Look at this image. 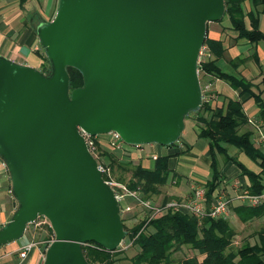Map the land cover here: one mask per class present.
I'll use <instances>...</instances> for the list:
<instances>
[{
    "label": "water",
    "instance_id": "obj_1",
    "mask_svg": "<svg viewBox=\"0 0 264 264\" xmlns=\"http://www.w3.org/2000/svg\"><path fill=\"white\" fill-rule=\"evenodd\" d=\"M224 0H58L36 29L47 76L0 57V159L16 210L0 246L42 217L53 238L41 264H87L81 246L113 252L118 205L83 134L127 145L177 142L201 105L198 52ZM82 86L69 91L65 68Z\"/></svg>",
    "mask_w": 264,
    "mask_h": 264
},
{
    "label": "trees",
    "instance_id": "obj_2",
    "mask_svg": "<svg viewBox=\"0 0 264 264\" xmlns=\"http://www.w3.org/2000/svg\"><path fill=\"white\" fill-rule=\"evenodd\" d=\"M250 1L257 14L264 16V0ZM242 2L243 0H224L222 18L224 16L227 18L230 29L236 34V39H244L251 44L259 42L263 40V35L258 30L257 21L252 14L242 12ZM245 17L248 19V28L244 22ZM222 18L217 22H220ZM202 45L206 47L209 57L198 62L196 66L198 76H210L226 83L232 90H239L238 99H228L220 107L212 106L211 100L202 101L198 109L191 113L197 129V138L207 142L210 176L203 184L205 197L209 199L221 180L218 167L219 157L223 159V163L230 162L234 165L239 174L247 179L248 193L259 194L264 189V154L254 146L248 131L239 132V129L246 123L241 108L242 101L239 98L246 95L253 99L263 119L264 104L259 95L253 93L249 82L224 74L218 69L215 63L223 54L220 40L208 39L205 35ZM40 57L43 61L42 70L48 72L47 59L44 54ZM65 70L68 76L69 91L81 87L80 73L70 67H66ZM91 139L95 146L97 164L106 168L109 176H112L113 168H120L122 164L117 163L112 151L101 147L94 137ZM174 145L176 143L165 147ZM227 147L238 150L254 162L259 171L254 173L245 168L236 158L227 153ZM168 158V155H158L150 160L148 167L138 164L130 169V177L125 183L127 189L139 194L142 200L157 195L160 187L165 186L172 175L168 168ZM106 178L107 176L102 174V179ZM232 212L239 222L244 223L252 219L264 218V205L253 208L240 205L233 207ZM120 221L122 223L121 218ZM122 228L127 239L131 241V246L137 248L136 253L129 259V264H168L171 252L182 247L191 250L193 257L176 264H264V244L262 243L259 245L245 244L238 249L231 248L234 233L225 219L204 218L198 221L181 211L167 210L148 221L145 217L131 228H126L122 223ZM49 233L50 238L46 239L44 249L53 238L50 229ZM81 252L87 264H114L117 261L116 257L122 251L107 252L98 245L89 243L81 246ZM197 256L202 258L198 261Z\"/></svg>",
    "mask_w": 264,
    "mask_h": 264
},
{
    "label": "crops",
    "instance_id": "obj_3",
    "mask_svg": "<svg viewBox=\"0 0 264 264\" xmlns=\"http://www.w3.org/2000/svg\"><path fill=\"white\" fill-rule=\"evenodd\" d=\"M57 2L58 0H0V57L38 70L42 62L40 56L43 54V50L36 36V29L53 18ZM241 6L243 13H251L252 17L256 19L257 28L262 33L263 40L251 44L244 39H236V34L230 29L229 22L223 26L220 22L207 23L205 35L208 39L220 40L222 43L223 54L215 63L218 69L224 74L249 82L253 93L258 94L264 104V16L257 14L250 0H243ZM244 22L248 28L246 17ZM202 78L205 84H209L212 106L220 107L228 99H238L239 90H232L226 83L210 76ZM239 99L242 101L241 108L246 118L244 128L242 126L239 131L242 128L243 131L240 132L248 131L251 134L250 138L254 139L252 141L254 146L264 150V119L260 117L253 99L246 95H242ZM183 145V150L166 147V152L163 155L169 156L167 162L170 173L187 184L191 185L197 182L201 183L197 186L203 187L202 185L210 176L207 142L196 137L192 144ZM127 150L131 149L123 147L117 151L123 153ZM147 151L150 153L156 151L157 155H161L159 150L152 146ZM131 152H133L130 153L131 159L140 158L138 153L133 150ZM123 154L127 155V153ZM219 173L221 183L224 185L223 193L228 199L232 200L236 194L246 188L247 179L241 176L230 162L223 163ZM16 206L10 192L6 167L0 159V229L9 222ZM229 207H231V203ZM28 232L26 227L19 240L0 246V264L42 263L41 254L36 248L25 259L18 258L20 248L31 242Z\"/></svg>",
    "mask_w": 264,
    "mask_h": 264
},
{
    "label": "rangeland",
    "instance_id": "obj_4",
    "mask_svg": "<svg viewBox=\"0 0 264 264\" xmlns=\"http://www.w3.org/2000/svg\"><path fill=\"white\" fill-rule=\"evenodd\" d=\"M227 18L224 16L222 20L220 21V24L223 26L227 23ZM42 64L43 61L41 62V65L38 67V71H42L41 74L44 76H47L50 71V66L48 65V72H45L42 70ZM227 72V71H223ZM203 75L198 76V81L200 85L205 84L204 79L202 78ZM192 112L188 113L186 117L183 119V129L181 131V134L177 140L176 145L171 146L173 149H184V145H190L193 143V141L196 139V132L197 129L195 127L194 121L192 119ZM244 128V126H243ZM242 128V129H243ZM240 131H243V130ZM239 131V132H240ZM96 142L103 148H107V143L109 136L107 134L104 135H98L97 137H94ZM251 141H254V139L251 138ZM183 143V144H182ZM124 144V143H123ZM126 145V144H124ZM129 146V145H126ZM156 148L159 150L160 154L163 155L166 152V147L165 146H159V145H143L142 152H136L140 155V158L137 157L136 159H131L130 153L131 150H127L126 152L127 155L120 153L117 150H110L114 153V157H116L117 163L122 164L120 168H113L112 170V176L111 179L114 180L117 183L124 184L127 182V180L130 177V169L134 168L136 165L140 164L144 167H148L151 163V157L150 155L152 154H157L156 151L150 153L148 150L149 147ZM133 147V146H130ZM259 152L263 153V149L260 147H256ZM121 150V149H118ZM124 151V150H123ZM227 153L236 158L238 162H240L244 167H246L248 170L257 173L259 171L258 166L250 161L247 157H245L243 154H241L238 150L227 147ZM183 154V153H182ZM223 159L219 157L218 159V167L219 169L221 168V165L223 164ZM210 174V170L208 171ZM201 185V183H193V184H187L186 182H183L179 180L177 177L174 175L170 176V179L166 182V185L163 187H160L159 193L154 196H150L149 198L146 199V201L153 205L157 206L160 205L163 202H170V201H179L184 195L188 194V191L192 186H197ZM189 186V187H188ZM203 186V185H202ZM224 185L221 183V180L219 181L218 189H223ZM220 191H224L220 190ZM139 195V194H138ZM140 197V195H139ZM165 200V201H163ZM128 203H130V199H126ZM145 201V200H144ZM133 205V204H131ZM239 206L238 202L235 200L231 201V207H228L227 209V216L224 218L229 225V227L232 229L234 236L231 240V248L232 249H238L241 246L248 244V245H259V244H264V218H259V219H252L249 221H246L244 223L239 222L234 213L232 212V208ZM146 212L143 210L141 207H132L131 212H128L126 214L121 215L122 223L126 228H131L132 226L136 225L139 223L141 219L145 216ZM28 233L29 235V241L34 242L36 244L35 248L39 250V254H41V262L43 259L44 255V244L47 241L46 239L50 238V233H49V225L48 222L40 217L35 220L34 223L31 225L27 226ZM127 237H125V240ZM126 242L128 243L129 240L127 239ZM44 250V251H43ZM137 248L135 246H129L126 250L122 251L121 254H119L116 259L117 261L114 264H129L130 261L129 259L136 253ZM193 257V252L189 250L187 247H182L179 250H174L170 254V261L168 264H176L178 262H181L182 260H185L187 258ZM202 257L197 256V260L199 261Z\"/></svg>",
    "mask_w": 264,
    "mask_h": 264
},
{
    "label": "built area",
    "instance_id": "obj_5",
    "mask_svg": "<svg viewBox=\"0 0 264 264\" xmlns=\"http://www.w3.org/2000/svg\"><path fill=\"white\" fill-rule=\"evenodd\" d=\"M208 57L209 55L206 51V47L201 45L198 52L197 64L199 61H204ZM199 87L201 93V102L210 101L212 99V96L210 93L209 84H199ZM79 134L83 137L88 152L95 159L96 154L93 140L91 139V137L83 134L82 132H79ZM107 135L109 136V141L106 146L110 150H118L122 149L123 147H127V149H131L133 151L136 150V152H142L143 146H126L127 144L124 145L125 143L120 140L119 136L116 133L110 132ZM157 156V154L150 155L151 159H155ZM97 169L100 171L101 176L102 174H105L107 176V178L105 180L103 179V181L113 192L114 199L118 205L120 218L121 215L131 212L132 207L134 208L139 206L143 210H145L146 214L143 218L146 217L147 221L151 218H154L155 216L164 213L167 210L172 212L181 211L194 217L198 221H201L204 218L224 219L227 216V209L232 200L237 201L239 206L241 205L248 208L264 205V189L259 194H250L248 193L246 188H243L231 200L228 199L220 190H215L211 194L209 199H207L205 197V190L203 187L192 186L188 191V194L184 195L181 199H179V201L163 202L160 205L153 206L146 200H142L137 193L128 190L124 184H120L112 180L106 168L97 164ZM126 199H130L131 202L128 203ZM125 237L126 235L123 237L115 251H124L131 245V241L128 239L129 242L127 243V239L125 240ZM35 246L36 244L34 242H28L23 245L18 252V258L20 260L25 259L26 256L35 248Z\"/></svg>",
    "mask_w": 264,
    "mask_h": 264
}]
</instances>
